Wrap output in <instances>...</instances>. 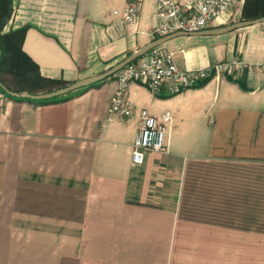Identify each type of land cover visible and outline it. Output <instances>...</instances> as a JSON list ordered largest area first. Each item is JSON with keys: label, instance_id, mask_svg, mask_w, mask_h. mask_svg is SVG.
<instances>
[{"label": "crops", "instance_id": "crops-1", "mask_svg": "<svg viewBox=\"0 0 264 264\" xmlns=\"http://www.w3.org/2000/svg\"><path fill=\"white\" fill-rule=\"evenodd\" d=\"M129 1L12 0L3 31L25 27L40 75L69 85L153 41L154 0L134 28ZM159 48L181 70L252 68L176 95L131 83L125 121L107 120L114 77L56 103L0 93V264H264V22ZM141 110L168 114L167 152L134 166Z\"/></svg>", "mask_w": 264, "mask_h": 264}, {"label": "built area", "instance_id": "built-area-1", "mask_svg": "<svg viewBox=\"0 0 264 264\" xmlns=\"http://www.w3.org/2000/svg\"><path fill=\"white\" fill-rule=\"evenodd\" d=\"M137 0H131L123 12V20L134 28L137 24ZM156 24L151 31L153 40L171 34L195 33L209 30L222 17L233 19L239 15L242 0H154ZM256 70L264 72V61ZM252 66L239 58L222 61L198 70H181L175 66L172 54L154 48L114 74L115 90L109 100L107 120L125 121L133 115V107L127 98L131 83L144 85L152 94L165 91L169 95L180 94L220 77L236 78ZM168 114L162 121L139 112V129L131 146V162L142 166L150 153L167 152L166 125Z\"/></svg>", "mask_w": 264, "mask_h": 264}, {"label": "trees", "instance_id": "trees-1", "mask_svg": "<svg viewBox=\"0 0 264 264\" xmlns=\"http://www.w3.org/2000/svg\"><path fill=\"white\" fill-rule=\"evenodd\" d=\"M13 13L12 0H0V82L12 92L26 91L30 94L48 93L68 85L63 80H54L40 75L38 67L22 51L25 27L4 32V27L10 20ZM264 17V0H244L241 7V20H255ZM114 75L108 77L111 78ZM106 78V79H108ZM11 80L16 88L9 86L7 80ZM104 79V80H106ZM103 81V80H102ZM241 85V83H240ZM82 89L76 90L65 96L55 97L50 100L35 101L42 103H56L71 98L78 94ZM0 93L7 98L0 89ZM33 101V100H32Z\"/></svg>", "mask_w": 264, "mask_h": 264}, {"label": "water", "instance_id": "water-1", "mask_svg": "<svg viewBox=\"0 0 264 264\" xmlns=\"http://www.w3.org/2000/svg\"><path fill=\"white\" fill-rule=\"evenodd\" d=\"M263 22H264V17H261V18L255 19V20H248V21L241 20V21L232 23V24L227 25V26L212 28V29L204 30V31H200V32H195V33L179 32V33L171 34V35H168V36H165L162 38H158V39H155L152 42L146 44L145 46L141 47L140 49H138L133 54L129 55L128 57H126L125 59H123L122 61L117 63L116 65L109 68L107 71H105L101 74H98L96 76H92L89 78H85V79L76 81L74 83L67 85L64 88H61V89H58V90H55L52 92H48V93H44V94H38V95H32L28 92L17 93V92H12V91L8 90L3 84H1V82H0V89L4 92L5 95H7L11 98L28 99V100H34V101L50 100V99L55 98V97L65 96L69 93H72V92L79 90V89H82V88L91 87L94 83L102 81V80L114 75L116 72H118L120 69H122L125 65L135 61L136 59L143 56L144 54H146L150 50L161 46L162 44H164L165 42H167L171 39L181 37V36H216V35H222L225 33L232 32V31L237 30V29H241V28H244L247 26H251V25L263 23Z\"/></svg>", "mask_w": 264, "mask_h": 264}, {"label": "rangeland", "instance_id": "rangeland-1", "mask_svg": "<svg viewBox=\"0 0 264 264\" xmlns=\"http://www.w3.org/2000/svg\"><path fill=\"white\" fill-rule=\"evenodd\" d=\"M234 21H235V22H238V21L236 20V18H235V20H234ZM234 21H233V22H231V24H232V23H235ZM227 25H230V24H227ZM8 82H9V80H8ZM10 83H11V80H10ZM11 84H12V83H11Z\"/></svg>", "mask_w": 264, "mask_h": 264}]
</instances>
